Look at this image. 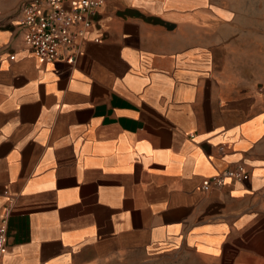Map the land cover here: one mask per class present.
<instances>
[{
    "label": "crops",
    "instance_id": "crops-1",
    "mask_svg": "<svg viewBox=\"0 0 264 264\" xmlns=\"http://www.w3.org/2000/svg\"><path fill=\"white\" fill-rule=\"evenodd\" d=\"M29 1L0 0L1 264H264V0H105L73 63Z\"/></svg>",
    "mask_w": 264,
    "mask_h": 264
},
{
    "label": "built area",
    "instance_id": "built-area-1",
    "mask_svg": "<svg viewBox=\"0 0 264 264\" xmlns=\"http://www.w3.org/2000/svg\"><path fill=\"white\" fill-rule=\"evenodd\" d=\"M105 0H30L23 7L21 24L25 42L45 61L73 63L81 49L80 40L91 27ZM14 58V56H11ZM264 94V87H259ZM246 170L239 164L211 179L203 180L202 189L221 186L225 178L244 179ZM7 226L0 225V264L7 246Z\"/></svg>",
    "mask_w": 264,
    "mask_h": 264
}]
</instances>
